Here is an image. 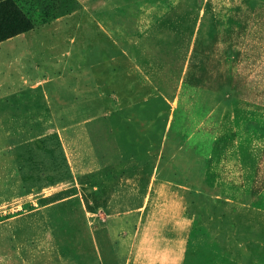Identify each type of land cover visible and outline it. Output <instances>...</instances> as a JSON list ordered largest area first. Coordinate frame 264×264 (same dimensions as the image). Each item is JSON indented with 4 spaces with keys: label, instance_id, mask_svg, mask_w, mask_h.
<instances>
[{
    "label": "rangeland",
    "instance_id": "1",
    "mask_svg": "<svg viewBox=\"0 0 264 264\" xmlns=\"http://www.w3.org/2000/svg\"><path fill=\"white\" fill-rule=\"evenodd\" d=\"M13 1L0 264H264V0Z\"/></svg>",
    "mask_w": 264,
    "mask_h": 264
},
{
    "label": "trees",
    "instance_id": "2",
    "mask_svg": "<svg viewBox=\"0 0 264 264\" xmlns=\"http://www.w3.org/2000/svg\"><path fill=\"white\" fill-rule=\"evenodd\" d=\"M34 22L13 0H0V42L28 31Z\"/></svg>",
    "mask_w": 264,
    "mask_h": 264
},
{
    "label": "crops",
    "instance_id": "3",
    "mask_svg": "<svg viewBox=\"0 0 264 264\" xmlns=\"http://www.w3.org/2000/svg\"><path fill=\"white\" fill-rule=\"evenodd\" d=\"M10 38H13V37H10ZM10 38L1 41L0 42V48L5 46V50L9 49V50L15 51V45L13 43L11 44V41H13V40H11ZM10 46H12V48H10Z\"/></svg>",
    "mask_w": 264,
    "mask_h": 264
}]
</instances>
